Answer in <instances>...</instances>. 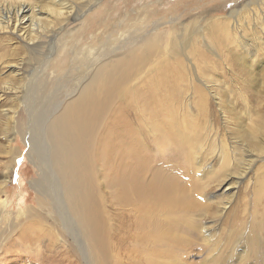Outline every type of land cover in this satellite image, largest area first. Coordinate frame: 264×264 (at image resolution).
<instances>
[{
    "label": "bare ground",
    "instance_id": "1",
    "mask_svg": "<svg viewBox=\"0 0 264 264\" xmlns=\"http://www.w3.org/2000/svg\"><path fill=\"white\" fill-rule=\"evenodd\" d=\"M107 1L0 0V34L6 37V42L9 41L12 48L15 47L14 43H20L29 54L38 55L36 66L30 71L23 67L26 63L23 62L24 57L0 62V72L8 69L12 73L0 87V101L8 97L13 102L8 119L12 128L10 133L4 135V150L14 157L17 152H12L11 141L15 135H20L27 147L26 157L36 173L29 186L36 192L38 209L28 208L29 214L18 210L16 218L25 216L28 220H39L43 217L44 225L56 230L54 240L67 243L68 246L71 242L82 255L85 264H90L89 261L101 258L107 248V234L104 233L103 224L108 218L109 208L106 209V205L110 195V210L114 215L118 214L120 208L130 209V213L126 212L128 225H124L133 229L136 247L141 254L145 253L148 264L179 263V260L174 259L176 251L170 247L171 240L179 239L176 234L179 227L190 228L193 224L182 219L179 224L172 214L184 203H188V197L182 194V190L180 192L177 177L155 167L150 151L152 143L165 148L168 145L165 142H170L180 147V153L186 146L187 135L190 137L192 132L186 135L181 129L173 130L176 126L173 122L177 121H172L170 115H167L170 110L166 99L170 93L166 88L169 83V77L165 76H169L166 69L180 55L191 60L198 43L197 35L203 38V44L208 48L204 31L209 36L217 32L222 37L227 52V59L224 61L231 66L227 69L235 67L242 71L246 75L245 80H242L247 81V84L262 85L264 81L260 79V75L264 71V65L259 63L264 55L260 56L259 53L264 46V29L261 33L256 30L258 23L260 27V22L264 19V0H246L239 8H232L227 17L205 20L207 27H196V19L190 23L182 22L180 26H177L180 21L173 22L165 32V39L157 33L159 23L164 22L150 20L156 13L157 4H151L147 0V3L141 2L144 4L136 14L135 9H132L131 14L124 12V15L116 16L118 10L114 8L110 10L111 13H106L105 20L112 23L129 20L126 29L112 36L110 41L107 38L99 40L95 32L88 33L84 39L82 34L87 12L104 7ZM111 15L118 17L117 20ZM141 22L147 23L149 30L154 32L143 43L134 45L137 40L130 38L129 32L132 27L142 25ZM181 30L189 36L187 41L179 39L182 33L178 31ZM76 31L80 32L79 37L76 42L71 41L74 48L66 53L64 64L69 66L68 69L64 67V70L75 68L76 72L80 71V75L69 82L63 75L56 74L58 71L54 70L53 65L59 62L58 57L65 55L66 51H63L65 48L69 50L71 45L69 42L65 44L63 37L73 36L72 33ZM131 44L136 47L130 46ZM77 45L82 46V53L76 50ZM122 50L120 56L113 55ZM215 53L217 56L221 55ZM78 54L84 55L82 60L78 58ZM222 56L224 59L225 55ZM83 67L85 71L81 74ZM22 73L30 74L33 83L24 82ZM43 74L45 76L39 82L38 77ZM87 74L89 76L85 80ZM198 81L208 92L207 82L200 77ZM213 96L221 107V96L216 91ZM21 108L25 115L22 123L18 124L16 118ZM229 108L231 112L232 108ZM3 112L7 115L9 111ZM253 112L247 113L249 123L245 127L238 122L239 126L233 131L240 139L242 148L236 144L230 149L226 142L220 141V146L224 147L219 148L218 155L223 166H228L227 156L238 149L237 154L240 156L235 166L238 170L228 173L229 176H235L239 172L237 180L240 176L247 175L253 167L255 157L264 154L263 118L261 114ZM128 117L132 118L133 123ZM160 119L170 122L164 127L159 125ZM181 133L186 137L184 142L178 144L175 140L181 138ZM251 151L253 156L243 157H247ZM230 158L235 162L233 155ZM191 164L197 166L195 162ZM8 182L10 176L4 170L0 175V212L3 213L5 223L9 219L4 194ZM230 184L227 185L225 180L218 185L225 191ZM226 202L221 206L222 209H225ZM35 224L33 221L32 225ZM86 244L89 245V257L86 255ZM26 248L30 246L26 245ZM35 248L31 251L39 255V246ZM243 251L246 252L245 249ZM244 252L241 257L245 255ZM209 256L212 257L211 254ZM208 257L203 264L211 261Z\"/></svg>",
    "mask_w": 264,
    "mask_h": 264
},
{
    "label": "rangeland",
    "instance_id": "2",
    "mask_svg": "<svg viewBox=\"0 0 264 264\" xmlns=\"http://www.w3.org/2000/svg\"><path fill=\"white\" fill-rule=\"evenodd\" d=\"M146 1L108 0L104 4V7L89 10L85 16L86 26L82 36L85 39L88 33L95 32L99 40L100 38H104V40L107 38L110 41L112 36L126 29L129 20L125 19L123 20L124 22L122 21V23L118 24L116 22L112 23L105 20L106 13H111L110 10L114 8L118 10L116 16L120 14L124 15L125 13L131 14L132 9H135L134 14H136V11L141 5L152 2L151 4H157V10L150 20L157 19L155 20L157 23L160 21L164 22L159 23L157 33H160L165 39V32L171 28L173 22L178 23L180 21L179 25H177L180 26L182 22L190 23L196 19V27L201 28L203 25L207 27L208 24H204L205 20H211L210 18L221 19L223 16L227 17L228 12L232 8H239V5H242L246 0ZM116 16L111 15V17L117 20L118 17ZM141 23L143 24L132 27L129 32V35H131L130 38L137 40L134 45L143 43V40L151 36L154 32L152 29L149 30L150 26L147 23ZM251 23L253 24V21ZM260 23L261 26L259 27L258 23L256 30L259 33L264 29L262 27L264 25V19ZM190 27L189 24L188 28ZM79 33V31H76L72 33L73 36L63 37V41L66 42L65 44H68V42L70 44L72 42L74 43L78 39ZM178 33H182L179 38L180 40L187 41L189 39V36L186 33L185 36L182 30L178 31ZM204 33V38L209 47L207 48L203 44V38L197 35L198 43L192 55L194 57L191 56L190 61L184 58L183 55H180L181 58L180 56L176 57L174 64L166 69V74L169 76L165 75L167 78L169 77V83L168 86L166 85V88H168L170 93V99L168 97L166 99L170 110V113H167V115H170L172 121H177L176 123L173 122L176 125L173 130L176 128L181 129V132H184L186 135L191 131L192 135L190 137L187 135L186 146L180 153L178 151L180 147L170 142H165L168 143L165 148L152 143L150 151L155 167H160L163 172H169L172 176L177 177L179 179V187L181 186L179 189L180 192L182 190L183 193H181L188 197L189 204L184 203L181 208L176 209L172 214L178 220L179 224L181 223V219L193 224L190 228L183 227L182 229L179 227L181 229L178 228L176 232L179 239L171 240L170 247L174 252L176 251L174 253V259L180 261L174 264H203L204 259L210 254L212 257L209 256L208 258H211V261L205 262L204 264H264V154L263 156L255 157L253 167L248 171L247 175L244 174V177L240 176L238 180L239 172L235 176H229L228 174L234 172L237 168L235 166L238 164V158L240 156L237 154L238 149L237 151L235 149L233 154L231 153L236 159L235 162L230 158L232 155L227 156V167L226 165L223 166V163L219 161L218 155L219 148L224 147L220 146V141L226 142L230 149L236 144L237 147L242 148L240 139L235 136L236 134L233 131L239 126V123L243 127L249 123L247 113L254 111L255 113L261 114L263 118L262 124L264 126V83L262 85L247 84V81L242 80V78L244 79L246 77L245 74H242V71H239L235 67H232V70H228L227 68L231 66L224 61L227 59V52L222 37L217 35V32L210 36L205 31ZM13 45H15L14 48L10 46L9 41L6 42V37L0 34V62L4 59L15 61L19 57H24L25 60L23 62L27 64L31 63V65L25 63L23 67L28 71L32 70L36 66V62H38V55L36 53L29 54L23 44L14 43ZM81 47L79 45L76 46V50L79 53L83 52V48ZM73 48L74 45L72 44L69 46V50L65 48L63 51V53L66 51L64 53L65 55H60L58 57L59 62L53 65L54 70L56 72L58 71L55 73L57 75H63L64 79L69 82L74 81L76 76L80 75V71L77 70L78 72H76L74 70L75 68L69 71L64 70V67L68 69L67 66H69L64 64L67 57L66 53L71 52ZM162 51L163 49L159 53ZM122 52L123 50L113 55H117L118 57ZM215 52L221 55L217 56ZM222 55H225L224 59ZM259 55H264V46ZM83 56L78 54V58L81 60ZM263 61L264 59H261L259 63L261 66L264 65ZM7 70L3 69L0 72V87L4 85V81L9 79L8 76H12V73H9ZM84 71L85 68L83 67L81 74ZM163 73L165 72L163 71ZM41 76L38 77L39 82L44 78L45 74ZM86 76V79L84 78L85 80L88 79L89 74ZM260 76V79L264 81V71ZM199 77L204 79L205 83L207 82L208 92L199 83ZM21 78L24 82L33 83V79H30V74L26 75L22 73ZM191 85H193V88H191ZM215 91L221 96L220 103H223V107L222 105L221 107L217 105V101H215L213 96V92L215 93ZM132 94L130 93V95ZM244 96L245 99L243 98ZM226 102L228 103L226 104ZM12 104L13 102L8 97L0 101V175L6 170L10 176V182L7 183L4 193L7 201L6 212L9 214L10 220L8 219V222L5 223L2 219L3 213L0 212V264H85L82 255L75 249L71 242L70 246H68L69 244L67 243L54 240V234H56L54 231L56 230L49 229L48 226L44 225L43 217L39 220H28L27 218L25 219V216L16 218L18 210L29 214L30 211L28 208L34 207L38 209V203L36 201L35 190L29 186V182L36 175L34 172L35 169L26 157L27 147L24 145L21 136L15 135L14 140L11 141L12 152H17L14 157L6 154L4 150L6 144L4 135L10 133L9 130L12 128L8 120L12 111ZM228 105L232 108V113L229 111L230 108ZM3 110L9 111L8 114L6 115ZM24 115L25 112L21 108L16 118L18 124L22 123ZM128 119L131 120L132 118L128 117ZM131 122L133 123L132 120ZM134 122L136 123V121ZM167 122L169 123L170 121L160 119L159 125L165 127V125L167 126ZM170 134L174 137L172 133ZM185 134L181 133V138L175 141L178 144H180L179 142H184ZM253 155L254 153L251 151L247 157H243L248 158ZM191 162H195L197 166L194 167ZM6 166L9 167L5 168ZM225 180L227 181V185L229 183L231 184L227 190L223 191L219 185ZM185 188H187L188 193ZM109 196L107 197L106 205V209L109 208L107 213L108 218L103 224L104 233L107 234V248L101 255V258H98L97 261H89V263L148 264L145 253L141 254L139 248L136 247L133 229L125 227V225H128L126 221H129L126 212L130 213L128 211L130 209L120 208L118 209V214L114 215L111 212L112 209L110 210L112 204ZM228 199L229 202L227 203L226 201ZM225 202V209H222L221 206ZM48 220L51 222L50 218ZM33 221L36 223L35 225H32ZM26 245L30 246V248H26ZM37 246H39V255H35L36 253L34 254L31 251L36 249L35 247ZM85 249L87 250L86 255L89 257V245L86 244ZM244 249L246 252L243 251ZM211 251L213 252L211 253ZM243 252L245 255L241 257ZM87 257L86 259H88Z\"/></svg>",
    "mask_w": 264,
    "mask_h": 264
}]
</instances>
